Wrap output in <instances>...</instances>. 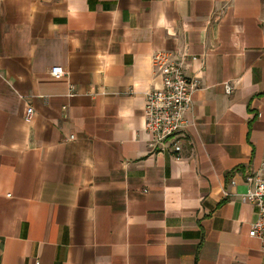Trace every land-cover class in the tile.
<instances>
[{
	"label": "crops",
	"instance_id": "0c3cea01",
	"mask_svg": "<svg viewBox=\"0 0 264 264\" xmlns=\"http://www.w3.org/2000/svg\"><path fill=\"white\" fill-rule=\"evenodd\" d=\"M157 52L199 84L177 156L144 131ZM263 160L264 0H0V264H264Z\"/></svg>",
	"mask_w": 264,
	"mask_h": 264
},
{
	"label": "built area",
	"instance_id": "2783aa9c",
	"mask_svg": "<svg viewBox=\"0 0 264 264\" xmlns=\"http://www.w3.org/2000/svg\"><path fill=\"white\" fill-rule=\"evenodd\" d=\"M152 64L160 85L144 94L143 118L144 131L148 136L147 146L152 153L177 156L181 151L178 139L186 126L185 115L192 103L191 95L199 84L186 76L180 56L157 52L152 55ZM63 74L60 67L50 69V75L55 78ZM231 90L229 84H224L226 94H230ZM32 116V108L27 107L23 117L25 123H29ZM244 185L245 191L240 198L256 209V219L250 224L248 236L259 242L264 253V160L256 171L245 176Z\"/></svg>",
	"mask_w": 264,
	"mask_h": 264
}]
</instances>
